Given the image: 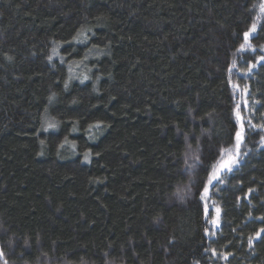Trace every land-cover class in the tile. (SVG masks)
<instances>
[{"label": "trees", "instance_id": "16d2710c", "mask_svg": "<svg viewBox=\"0 0 264 264\" xmlns=\"http://www.w3.org/2000/svg\"><path fill=\"white\" fill-rule=\"evenodd\" d=\"M260 3L0 0L9 264H264V242L247 245L264 227V131L249 129L240 163L208 186V218L213 203L222 210L214 235L200 202L211 172L237 156L233 106L264 123V62L248 72L264 55ZM253 22L255 51L238 52Z\"/></svg>", "mask_w": 264, "mask_h": 264}, {"label": "snow or ice", "instance_id": "6c2138e0", "mask_svg": "<svg viewBox=\"0 0 264 264\" xmlns=\"http://www.w3.org/2000/svg\"><path fill=\"white\" fill-rule=\"evenodd\" d=\"M254 8L258 7L259 9V14L257 16V19H259L261 16H264V0H261V3L257 6V5H253ZM258 29H257V24L256 23H251L250 27L248 28L247 31L243 32V40H244V43L240 44L239 48H238V52H244L245 51V48H246V45H247V48L251 51H255L254 48H252L251 44L249 43V38L251 36H253V34L257 33ZM262 51H264V48L261 49ZM53 53H56V49L53 48ZM48 61L51 62L53 60V56L49 55L47 57ZM261 62H264V55H261L257 58L256 60V64H249L248 66V72L251 73L253 68H255L257 65H261ZM261 66H264V65H261ZM236 68V61L235 59L232 60L230 66H228L227 68V72H228V83L231 85V88L233 89L234 92H240L241 89H240V86L238 84H235L231 81V74H232V71L233 69ZM84 79H88V77H84ZM65 87H67V84H65ZM243 92L245 94H250L248 92V89L245 88L243 89ZM261 95H264V93H261ZM51 99V98H50ZM253 108H255V106L259 103L258 101H253ZM243 106L245 108H247L248 106V100L245 99L244 102H243ZM260 107H264V104H261ZM240 108H241V105L240 104H235L233 106V109H232V113L234 115V118L235 120L238 122V125H235L234 126V132H233V139L235 141V148L237 150V156H229V158L225 161H223L220 166L216 169H214L211 174L208 176V179H207V184L203 186V190L202 192L200 193V202L203 203V213H204V216H205V219H206V222L213 228V229H218L219 228V225L221 223V220H220V217H221V208L216 206L215 203H213L212 205V211L214 212V215L209 219V205L207 202H205L206 200V197L209 193V185H213L214 186V183H223L224 181L222 179H220V175L222 172H231L232 169H233V166L234 165H238L240 163V160L238 159V149H239V146L240 144L244 141V139L246 138V133L249 129L251 130H255L257 127H259L260 130L264 131V123H261L259 125H256V124H253L251 119H247L245 120L244 117L241 115V112H240ZM245 125H247V128L245 127ZM55 125L51 124V123H47V128H54ZM47 130V129H45ZM261 141H264V137H261ZM62 146V145H61ZM88 159V156L85 155V160ZM194 161L195 162H199V158L198 157H193ZM186 166H187V162H186ZM188 167H191V166H188ZM253 191V189H248V193L250 194L251 192ZM178 196H179V199L180 200H183L184 199V196L182 193H180V191L178 190ZM245 200L248 199V196L246 195L244 197ZM249 217L252 218V214L251 212L249 213ZM256 219H259L261 221H264V216H261V217H258ZM204 234L205 236H208L209 235V231H208V228H205L204 230ZM213 235L215 234L214 232L212 233ZM264 242V227H260L259 229H257L253 235L249 236L247 238V245L248 247L251 249L253 248L254 244L256 242ZM171 243V241H170ZM7 246V247H10L11 244H7V245H3V246H0V261H2V264H9L8 262V259L6 258V254H5V251H4V247ZM207 251V249L205 250ZM211 255L212 256H217V253L216 251L213 249L211 251ZM227 255H230L229 254H221L220 255V258L222 259H227Z\"/></svg>", "mask_w": 264, "mask_h": 264}, {"label": "rangeland", "instance_id": "374dc122", "mask_svg": "<svg viewBox=\"0 0 264 264\" xmlns=\"http://www.w3.org/2000/svg\"><path fill=\"white\" fill-rule=\"evenodd\" d=\"M211 230H212V232H213V231H215L216 229H213V228L211 227Z\"/></svg>", "mask_w": 264, "mask_h": 264}]
</instances>
